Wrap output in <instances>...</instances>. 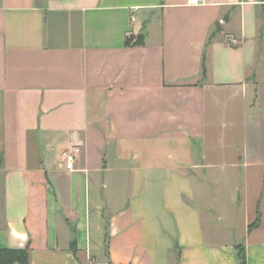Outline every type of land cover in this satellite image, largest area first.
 <instances>
[{
  "label": "crops",
  "instance_id": "crops-1",
  "mask_svg": "<svg viewBox=\"0 0 264 264\" xmlns=\"http://www.w3.org/2000/svg\"><path fill=\"white\" fill-rule=\"evenodd\" d=\"M188 2L0 0L1 248L264 264V0Z\"/></svg>",
  "mask_w": 264,
  "mask_h": 264
},
{
  "label": "trees",
  "instance_id": "trees-1",
  "mask_svg": "<svg viewBox=\"0 0 264 264\" xmlns=\"http://www.w3.org/2000/svg\"><path fill=\"white\" fill-rule=\"evenodd\" d=\"M126 43H131V38L127 36ZM260 222V214L250 225V229L256 227ZM239 264L247 263V256L243 245H238ZM30 264L28 248H1L0 247V264Z\"/></svg>",
  "mask_w": 264,
  "mask_h": 264
},
{
  "label": "rangeland",
  "instance_id": "rangeland-1",
  "mask_svg": "<svg viewBox=\"0 0 264 264\" xmlns=\"http://www.w3.org/2000/svg\"><path fill=\"white\" fill-rule=\"evenodd\" d=\"M209 179V178H208ZM227 182H219L217 185V195H218V203L219 211L227 212L234 209L236 212L241 210L244 211V202L238 201L234 203L232 196H233V186L237 182V177H228ZM208 188H209V181H208ZM209 203V198L207 199ZM237 204V205H236ZM246 212V211H245Z\"/></svg>",
  "mask_w": 264,
  "mask_h": 264
},
{
  "label": "built area",
  "instance_id": "built-area-1",
  "mask_svg": "<svg viewBox=\"0 0 264 264\" xmlns=\"http://www.w3.org/2000/svg\"><path fill=\"white\" fill-rule=\"evenodd\" d=\"M188 3L191 5H200L204 3V0H189ZM79 152H80V146L74 144L63 153L62 160L67 169L69 170L74 169L75 161Z\"/></svg>",
  "mask_w": 264,
  "mask_h": 264
}]
</instances>
